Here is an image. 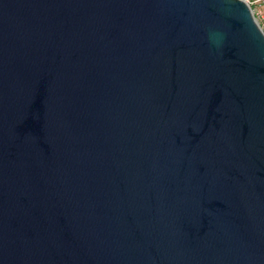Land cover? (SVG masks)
Returning a JSON list of instances; mask_svg holds the SVG:
<instances>
[{"label": "water", "instance_id": "water-1", "mask_svg": "<svg viewBox=\"0 0 264 264\" xmlns=\"http://www.w3.org/2000/svg\"><path fill=\"white\" fill-rule=\"evenodd\" d=\"M0 264H264L244 1L0 0Z\"/></svg>", "mask_w": 264, "mask_h": 264}, {"label": "built area", "instance_id": "built-area-1", "mask_svg": "<svg viewBox=\"0 0 264 264\" xmlns=\"http://www.w3.org/2000/svg\"><path fill=\"white\" fill-rule=\"evenodd\" d=\"M251 9L254 18L264 32V0H242Z\"/></svg>", "mask_w": 264, "mask_h": 264}]
</instances>
